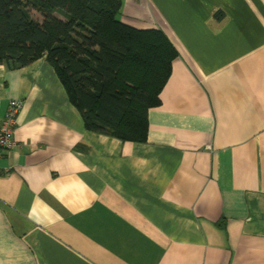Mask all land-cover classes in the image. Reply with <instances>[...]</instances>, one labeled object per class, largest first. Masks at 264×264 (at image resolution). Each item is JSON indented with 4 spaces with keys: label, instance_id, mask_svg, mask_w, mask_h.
<instances>
[{
    "label": "crops",
    "instance_id": "1",
    "mask_svg": "<svg viewBox=\"0 0 264 264\" xmlns=\"http://www.w3.org/2000/svg\"><path fill=\"white\" fill-rule=\"evenodd\" d=\"M178 51L146 141L87 129L41 57L0 63V264H264V0H122Z\"/></svg>",
    "mask_w": 264,
    "mask_h": 264
},
{
    "label": "trees",
    "instance_id": "2",
    "mask_svg": "<svg viewBox=\"0 0 264 264\" xmlns=\"http://www.w3.org/2000/svg\"><path fill=\"white\" fill-rule=\"evenodd\" d=\"M121 10L122 0H0V63L45 56L87 129L146 141L178 51L163 31L122 22Z\"/></svg>",
    "mask_w": 264,
    "mask_h": 264
},
{
    "label": "built area",
    "instance_id": "3",
    "mask_svg": "<svg viewBox=\"0 0 264 264\" xmlns=\"http://www.w3.org/2000/svg\"><path fill=\"white\" fill-rule=\"evenodd\" d=\"M21 108V101L11 100L5 116L0 117V159L16 145L15 126Z\"/></svg>",
    "mask_w": 264,
    "mask_h": 264
},
{
    "label": "rangeland",
    "instance_id": "4",
    "mask_svg": "<svg viewBox=\"0 0 264 264\" xmlns=\"http://www.w3.org/2000/svg\"><path fill=\"white\" fill-rule=\"evenodd\" d=\"M54 14H55L56 16L62 18V16H61L59 13H54ZM31 15H32L33 19L36 20V21H38V22H42L43 19H44L42 13L39 12V11H37V10H35V9L31 10Z\"/></svg>",
    "mask_w": 264,
    "mask_h": 264
}]
</instances>
